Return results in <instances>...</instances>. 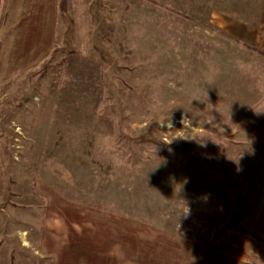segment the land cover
I'll use <instances>...</instances> for the list:
<instances>
[{
    "label": "rangeland",
    "instance_id": "rangeland-1",
    "mask_svg": "<svg viewBox=\"0 0 264 264\" xmlns=\"http://www.w3.org/2000/svg\"><path fill=\"white\" fill-rule=\"evenodd\" d=\"M57 5L50 53L0 89L11 263L47 264L32 253L49 196L264 264V0ZM236 211L253 235L223 230ZM108 264L180 260L151 243Z\"/></svg>",
    "mask_w": 264,
    "mask_h": 264
},
{
    "label": "crops",
    "instance_id": "crops-1",
    "mask_svg": "<svg viewBox=\"0 0 264 264\" xmlns=\"http://www.w3.org/2000/svg\"><path fill=\"white\" fill-rule=\"evenodd\" d=\"M57 15V0H0V89L39 65L50 53ZM260 32L263 41L259 47L264 49V12ZM2 187L0 165V196ZM46 200L31 255L47 259V264H108L112 257L148 251L151 243L158 247L160 257L176 258L180 264H254L178 237L151 232L121 217L92 215L66 202L56 203L49 196ZM165 251L168 254H163ZM0 264H12L11 255L1 247Z\"/></svg>",
    "mask_w": 264,
    "mask_h": 264
},
{
    "label": "water",
    "instance_id": "water-1",
    "mask_svg": "<svg viewBox=\"0 0 264 264\" xmlns=\"http://www.w3.org/2000/svg\"><path fill=\"white\" fill-rule=\"evenodd\" d=\"M242 216V213L239 211L234 212L228 219L227 223L224 225L223 230L226 228H232L237 231L243 232L248 235H253L249 230L245 229L237 223V220Z\"/></svg>",
    "mask_w": 264,
    "mask_h": 264
}]
</instances>
